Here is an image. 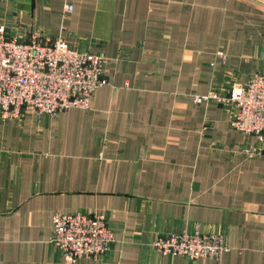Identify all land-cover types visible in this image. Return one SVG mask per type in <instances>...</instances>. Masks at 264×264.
Listing matches in <instances>:
<instances>
[{"label":"crops","instance_id":"0c3cea01","mask_svg":"<svg viewBox=\"0 0 264 264\" xmlns=\"http://www.w3.org/2000/svg\"><path fill=\"white\" fill-rule=\"evenodd\" d=\"M37 30L105 55L108 83L87 109L0 120V264H70L53 217L78 212L115 242L75 264H264V156L198 101L264 73V0H0L6 37ZM195 230L225 235L221 260L151 248Z\"/></svg>","mask_w":264,"mask_h":264},{"label":"built area","instance_id":"2783aa9c","mask_svg":"<svg viewBox=\"0 0 264 264\" xmlns=\"http://www.w3.org/2000/svg\"><path fill=\"white\" fill-rule=\"evenodd\" d=\"M71 2L65 7L71 13ZM223 61L225 56L222 55ZM108 59L103 54L79 51L65 40L45 42L40 31L29 41L8 38L0 32V120H20L33 113L54 117L72 108H89L91 96L108 83ZM198 101H214L229 107L231 126L256 145L248 156H264V73L224 93H211ZM115 231L101 213H56L52 245L66 261L97 259L110 251ZM161 255L191 260H221L229 250L222 233L182 231L161 235L151 243Z\"/></svg>","mask_w":264,"mask_h":264}]
</instances>
